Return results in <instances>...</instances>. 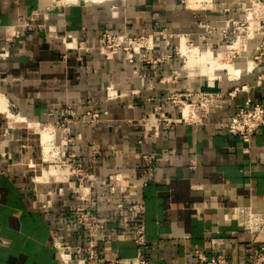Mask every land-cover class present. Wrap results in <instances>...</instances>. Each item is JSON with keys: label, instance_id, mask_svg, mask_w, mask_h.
Listing matches in <instances>:
<instances>
[{"label": "crops", "instance_id": "crops-1", "mask_svg": "<svg viewBox=\"0 0 264 264\" xmlns=\"http://www.w3.org/2000/svg\"><path fill=\"white\" fill-rule=\"evenodd\" d=\"M240 1L120 0L107 8L102 3L0 0V264H60L54 242L81 240L72 212L78 199L64 184L51 183L63 174L54 172L53 177L48 170L43 159H51L50 151H43L33 130L61 121L59 112L69 104L75 109L68 126L78 135L69 150L87 163L96 149L99 176L127 172L129 181L139 184L141 153L154 156L153 176L129 197L144 204L136 222L144 227L140 253L147 259L198 264L197 250L249 264L247 250H263L264 229L248 233L228 217L236 206L264 213V127L255 131L250 153L243 154L241 140L224 126L247 98L264 105V59L255 66L242 52V59L232 64L234 78L215 82V90H245L201 123L174 124L142 140L139 120L174 87L207 85L193 78L160 82L174 68L170 59L132 67L98 53L105 32L146 35L155 33L158 24L168 34H188L195 42L201 25H209L211 41L217 44L224 23L239 14ZM22 25L24 31L12 37V29ZM263 36L251 43V52L256 53L254 43L264 42ZM105 88L122 96L107 99ZM86 111L99 113L101 121L78 123ZM50 128L43 130H51L58 143ZM34 174H39L36 183ZM58 187L63 194L43 209L40 194ZM90 211L105 225L97 240L102 258L137 254L135 221L128 212L109 211L100 201Z\"/></svg>", "mask_w": 264, "mask_h": 264}, {"label": "built area", "instance_id": "built-area-1", "mask_svg": "<svg viewBox=\"0 0 264 264\" xmlns=\"http://www.w3.org/2000/svg\"><path fill=\"white\" fill-rule=\"evenodd\" d=\"M245 1V0H241ZM181 3L186 4L185 0H180ZM251 7L264 9V0H248ZM205 3V1H202ZM204 31L197 35V41L205 39V36L212 33L209 25H201ZM26 25H22L21 29L13 28L11 36L17 37L24 31ZM50 31V30H49ZM222 38H225V30L222 31ZM146 36V37H145ZM158 32L152 34L132 35L128 31L122 33L105 32L101 35V43L98 47V53L106 60H118L122 64H131L132 67L136 63L146 62L156 63L154 60L143 59V52H158V45L153 44L158 41ZM175 34H170L168 37H173ZM179 37H184V42H188V34H176ZM199 44L195 47L199 49ZM264 42L256 48L259 53L251 58L257 60L255 66L264 59ZM193 45L192 41L189 43ZM212 43L207 47L211 49ZM161 49V47H160ZM5 52V47L1 48ZM146 55V54H145ZM171 55L167 56L170 58ZM166 60V59H165ZM175 74V75H174ZM169 83H177L181 78L178 72H171ZM188 78V76H185ZM220 83L219 79H216ZM164 83V77L160 79ZM106 98L115 99L122 96L121 93L110 88H105ZM111 90V91H110ZM245 87L241 86L232 91L215 90V80L212 84L208 83L206 87L192 88V87H174V89L161 99L152 107L150 111L145 113L139 123L144 127L142 140L148 137H157L161 129H167L171 125L180 123H201L213 110H219L227 104L229 99H232L238 91H244ZM138 92V91H132ZM148 101H153L149 98ZM88 104L90 101L87 102ZM83 103L82 105H85ZM75 109L74 105H66L60 110L61 121L55 122L52 127L54 131L59 134L58 143L55 138L51 142L50 154L51 159L44 161L45 164L50 165L55 171L61 170L63 172L62 178L51 181L53 184H64L65 190L76 195L78 203L72 207L73 222L81 231V240L75 244H70L63 240H56L54 248L57 252L60 264H177L175 261L164 263H157L147 259L140 248L145 244V231L142 224L137 223L136 220L144 212L143 202H136L129 199L130 194L137 187H143L154 173V156L151 153L143 151L140 155L139 173L141 180L139 184L130 182V174L127 172H114L104 177L99 176L97 171L99 165L97 163V150L92 149L89 155V161L83 163L76 159V154L69 149L76 144L78 135L75 134L68 123H71L70 112ZM187 110L186 115L184 110ZM107 115V112H103ZM101 121V115L97 112L86 111L81 115L78 123L92 124ZM67 123V124H66ZM264 127V105L260 103H253L249 98L245 100L242 108L238 109L232 114L226 122L225 130L241 140V151L243 154H249L251 149V141L255 131ZM44 128V127H43ZM55 132V133H56ZM56 133V134H57ZM41 140V138H40ZM41 146V141L39 142ZM141 143V141H140ZM34 165L28 163V167L36 171ZM38 175L34 174L33 179ZM63 188L58 187L49 192L48 195L40 194L41 207L48 209L52 206L53 198L56 195H62ZM47 196V197H46ZM103 202L106 209L109 211H126L131 215L135 221L133 223L134 237L133 244L137 249V254L132 257H112L102 258L97 244L98 238L101 237V232L105 228L104 223L90 209L96 206L98 202ZM229 221L236 222L237 226L245 232L251 233L264 229V213L253 211L250 206H236L228 217ZM198 264H236L228 261L222 256L206 255L205 253L194 252ZM249 264H264V248L258 253H253L247 250Z\"/></svg>", "mask_w": 264, "mask_h": 264}, {"label": "rangeland", "instance_id": "rangeland-1", "mask_svg": "<svg viewBox=\"0 0 264 264\" xmlns=\"http://www.w3.org/2000/svg\"><path fill=\"white\" fill-rule=\"evenodd\" d=\"M56 1L58 4H63V5L68 4L66 1L64 2V0H56ZM119 2L120 0H109V1L107 0L101 3L104 4L107 8H111L114 6L115 3H119ZM240 2L241 3L239 5V14H237L235 18L229 20L226 25L224 23V26L222 30L220 31V33L221 35H223L222 31L225 30V38H222L221 36L219 43L217 44L212 43L211 41V36L213 34L212 32L208 34L207 36H205V39L201 41V44H199L198 41L196 42L193 41L191 36H189V40L192 41L193 43V45L190 46L189 45L190 41L183 43L182 41H184V39L181 38L180 39L181 42H180L179 37H177L176 34L173 37H168L170 34L164 31V28L160 27L158 24V27L155 31V32H158V35H159L158 41H154L155 38H153V42H152L153 44L158 45L159 47L158 52L152 53L150 58L148 56L149 54H151V52H147V53L143 52L144 53L143 59L149 60V61L154 60L156 64L164 62L165 59L166 60L170 59L174 67L172 72L179 71V75H181V78L178 81L184 79L185 76H188V78H193L194 80L195 79L200 80L205 85H207L209 83V80H212L214 78L219 79V81L233 79L234 77L231 74V71L233 68L232 64L236 62L237 60L242 59V56H243L242 52L244 51L247 52L250 58L255 57L259 53V51L255 50L256 53L251 52L252 51L251 43H253V41H255L256 39H259V37H262L263 36L262 32H264V9L257 8L255 6L251 7V3H249L248 0L240 1ZM185 3H186V0H185ZM210 29L212 28L210 27ZM177 34L180 35L181 33H177ZM179 42L181 43V45H186L184 47L188 50V53L186 52L187 56L185 55V53L181 52ZM262 42H263L262 40L259 42L256 41V43H254V49H256L258 45H260ZM211 43L213 47L211 49H207V47ZM198 44H199V49L197 50L195 47L193 49V46H197ZM206 50H207V53H206ZM218 53H220V55H218ZM169 55H171V57L167 58V56ZM192 59L194 61H192ZM209 61H212V62H209ZM253 61L255 63L257 62V60H253ZM186 65H188V67H186ZM190 65L192 66L190 67ZM206 66L207 67L209 66L208 69ZM210 68L211 70H209ZM212 70H213V73H212ZM206 72H209V73H206ZM170 73L164 77L165 82L169 81L170 77L168 76L170 75ZM201 73L203 74L205 73L206 75L205 74L202 75ZM216 79H215V82L217 81ZM22 125H25V124L22 123ZM31 126L35 127L34 125H31ZM43 127H49V126L44 125L43 123V125H41L39 128L37 127L33 128V130L35 129L34 133H37L35 135L38 140V144H40L39 143L40 135H41V140H42L41 130H43ZM38 131L41 133L39 134ZM43 135L46 137V140H48L49 135H52V131L46 130L43 132ZM57 136H58L57 139H59L58 133H57ZM41 144H42V141H41Z\"/></svg>", "mask_w": 264, "mask_h": 264}, {"label": "bare ground", "instance_id": "bare-ground-1", "mask_svg": "<svg viewBox=\"0 0 264 264\" xmlns=\"http://www.w3.org/2000/svg\"><path fill=\"white\" fill-rule=\"evenodd\" d=\"M67 2V3H75V4H81V5H84V4H91V3H101V2H103V1H107V0H64V2ZM109 1V0H108ZM246 1V0H245ZM244 3V2H243ZM245 5H247V4H245ZM248 7V6H247ZM116 8V7H115ZM118 9V8H117ZM181 42V41H180ZM179 42V46H180V50H181V52H183V53H185V55H186V52L188 53V50L184 47V46H186V45H181V43ZM183 43H184V41H182ZM193 49H194V47H193ZM208 52H210V51H208ZM206 53H207V50H206ZM203 54V53H202ZM216 54V53H215ZM218 55H220V53H218ZM187 56V55H186ZM207 56V55H206ZM189 57H191V56H189ZM211 57V56H210ZM193 58V57H192ZM207 58V57H206ZM205 58V59H206ZM209 58V57H208ZM215 58V57H214ZM217 59V58H216ZM207 60V59H206ZM192 61H194L193 59H192ZM209 62H212V61H209ZM209 64V63H208ZM212 64H214V63H212ZM211 64V65H212ZM192 65H193V63H192ZM192 65H190V67L192 66ZM206 65V64H205ZM253 65V64H252ZM210 66V65H209ZM208 66V67H209ZM250 66V63L248 64V67ZM186 67H188V65H186ZM207 67V66H206ZM208 67H207V69H208ZM251 67V66H250ZM203 68V67H202ZM209 70H211V68L209 69ZM208 70V71H209ZM202 71H204V70H202ZM234 71V70H233ZM242 72V71H241ZM206 73H209V72H206ZM211 73V72H210ZM212 73H213V70H212ZM238 73H239V71H238ZM202 75H204L203 73H201ZM236 74V73H235ZM206 75V74H205ZM208 75H210V74H208ZM215 75V74H214ZM239 75V74H238ZM234 76V75H233ZM1 106V105H0ZM7 109V108H6ZM186 112H187V110L185 109L184 110V114L186 115ZM12 115V114H11ZM44 129V128H43ZM50 129H52V128H50ZM42 131V147H43V151L44 152H47V151H50V147H51V142H52V140L54 139V137H53V133H52V135H49V139L48 140H46V137L43 135V132H44V130H41ZM41 133V132H40ZM46 133V132H45ZM44 133V134H45ZM48 134V133H47ZM51 139V140H50ZM46 140V141H45ZM50 146V147H49ZM48 170H53L52 171V174H53V177H54V171H55V169L53 168V167H51L50 165H49V169ZM42 172H44V171H42ZM55 172H61L62 174H63V172L61 171V170H57V171H55ZM49 173H50V171H49ZM41 176V175H40ZM44 176V175H43ZM41 178V177H40ZM44 178V177H43ZM42 179V178H41ZM46 179V178H45ZM37 180V179H36ZM44 180V179H43ZM40 181H42V180H40Z\"/></svg>", "mask_w": 264, "mask_h": 264}]
</instances>
